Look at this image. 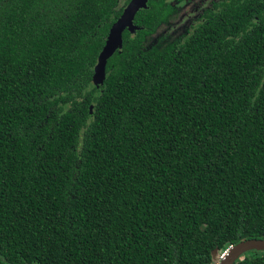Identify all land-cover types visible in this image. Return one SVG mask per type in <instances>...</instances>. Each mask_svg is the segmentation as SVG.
<instances>
[{"label": "trees", "instance_id": "16d2710c", "mask_svg": "<svg viewBox=\"0 0 264 264\" xmlns=\"http://www.w3.org/2000/svg\"><path fill=\"white\" fill-rule=\"evenodd\" d=\"M169 1L95 83L130 0H0V264H217L264 240V14L153 42Z\"/></svg>", "mask_w": 264, "mask_h": 264}, {"label": "water", "instance_id": "95a60500", "mask_svg": "<svg viewBox=\"0 0 264 264\" xmlns=\"http://www.w3.org/2000/svg\"><path fill=\"white\" fill-rule=\"evenodd\" d=\"M147 2L148 0H130L127 6L123 9L120 17L112 26L105 45L98 56L97 65L95 67V83L102 81L107 59L121 47L122 33L126 29L130 32L133 31V19L140 9L146 8ZM250 251H264V240L251 239L242 241L236 246H231L226 253H224L223 257L220 258L221 260L219 264H233L237 259Z\"/></svg>", "mask_w": 264, "mask_h": 264}, {"label": "flooded vegetation", "instance_id": "af4514ba", "mask_svg": "<svg viewBox=\"0 0 264 264\" xmlns=\"http://www.w3.org/2000/svg\"><path fill=\"white\" fill-rule=\"evenodd\" d=\"M247 1L248 0H181L178 3V7L183 6L185 3H197L196 7L194 6L195 11L192 15L193 20L188 27L195 22L202 21L205 16L210 15L212 17H219L223 12L229 11L230 8L235 9L243 6L248 8L247 11H245L244 17L252 16L251 21L256 23L259 21L257 14L259 12L264 14V0H252L253 3H247ZM172 2H175V0L169 1L170 4ZM253 5L257 6L256 9L252 8ZM253 13L255 15H253Z\"/></svg>", "mask_w": 264, "mask_h": 264}, {"label": "rangeland", "instance_id": "374dc122", "mask_svg": "<svg viewBox=\"0 0 264 264\" xmlns=\"http://www.w3.org/2000/svg\"><path fill=\"white\" fill-rule=\"evenodd\" d=\"M196 5L197 3H185L183 6H179L178 9L175 11V14L171 15L169 20L165 23L166 25L157 30L156 33L152 36V41H156V39L160 38L163 35H168L167 38H174L181 35L184 30L188 27V25L192 22V15L195 11ZM77 20L78 25H80V27L82 25L87 26L89 25L88 22L90 21V16L84 14L79 16ZM226 251L224 253H226ZM224 253L218 256L217 264H219L221 260L220 258L223 257Z\"/></svg>", "mask_w": 264, "mask_h": 264}]
</instances>
